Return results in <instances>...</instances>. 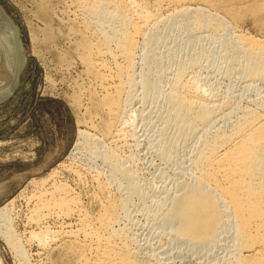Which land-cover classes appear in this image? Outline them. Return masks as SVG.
Here are the masks:
<instances>
[{"label": "rangeland", "instance_id": "rangeland-1", "mask_svg": "<svg viewBox=\"0 0 264 264\" xmlns=\"http://www.w3.org/2000/svg\"><path fill=\"white\" fill-rule=\"evenodd\" d=\"M186 2L204 7L201 13L206 20L218 11L226 22L194 28V18L186 9L171 12L175 2L163 0L160 16L146 24V37L138 35L136 64L130 71L136 84L128 97L122 94L128 99L121 115L126 120L112 118L116 127H122L121 135H103V124L111 114L101 104L102 98L116 81L114 60L121 57L111 40L112 52L102 54L107 65L99 69L103 76H98L85 65L83 41L96 45L101 37L98 24L109 30L115 19L96 21L76 0H0L7 30L13 28L16 34L0 60V207L9 204L23 250L22 256L12 252L0 233V264H94L107 256L109 264H117L119 258L113 254L109 259L106 251L110 241L115 250L131 247L139 264H199L202 259L200 264H230L232 229L225 228L215 249H191L173 234L164 217L173 197L198 174L195 159L200 139L210 132H228L244 108L264 112V69L261 76L250 79L242 51L234 43L237 33L264 39V25L252 13L251 0ZM153 3L149 0L150 7ZM168 29L167 36L158 37ZM19 42L24 57L19 56ZM145 58L155 60L148 67ZM19 62L22 67L15 74ZM145 70L157 85L143 98L140 77ZM175 78L199 84L202 98L215 110L205 132L201 121L191 120V127L172 117L164 95ZM226 108H233V113L221 117ZM79 129L101 143L95 147L96 140L80 141ZM92 147L94 155L88 152ZM110 153L133 174L140 191L130 190L127 179L104 161ZM57 181L68 188L77 207L66 216H58L57 208H52L46 220L51 230L48 244L38 245L29 238V232L38 229L27 219L32 206L27 199L40 185L49 188ZM116 199L126 205L124 211L115 208L112 228H107L99 221L108 214V203Z\"/></svg>", "mask_w": 264, "mask_h": 264}, {"label": "bare ground", "instance_id": "bare-ground-1", "mask_svg": "<svg viewBox=\"0 0 264 264\" xmlns=\"http://www.w3.org/2000/svg\"><path fill=\"white\" fill-rule=\"evenodd\" d=\"M76 1L82 7L81 10L84 9L96 21L103 18L107 20L115 19L116 25L111 26L109 30H106L104 23L98 24L99 27L96 29L97 32L101 33V37L97 40L96 45H93L89 39L83 41V59L86 61L85 65L87 64L89 68L93 69L98 76H103V73L99 69L104 68L107 64L102 58V54L112 52L110 41H114L121 58L120 60L117 58L114 60L113 73L116 81L111 85V91H107L102 98L101 104L106 106L108 112L111 114V118L109 117L110 119L103 124L102 134L116 133V135H121L120 130L122 127H116L112 118H120L121 123H124L126 120L121 115L126 109L125 106L128 99H124L122 94H127L128 97L131 87L136 84L133 77L134 72L132 74L130 71L132 66L136 64V62L134 63V55L139 45L138 35L142 34V36L146 37L148 31L146 24L160 16L159 8L163 0H154L153 7H150L149 0ZM167 1L175 2L171 12H180L186 9L187 14L189 13V15H192L190 17L194 18V28H202L203 26H207V23L216 22L218 23H216V26H220L226 22L218 11L211 12L212 14L206 20L207 16L201 13V10L204 8L202 6L191 7L186 0ZM249 6L255 18L264 25V0H251ZM176 14L175 16H178V13ZM201 15L205 18H203L204 21L201 20ZM3 17L4 15L0 10V60L6 56L5 51L16 35L13 28V30H7L9 25ZM170 31L171 29L165 30L158 37L163 38ZM191 34L192 36L195 35L193 32ZM235 42V46H238V49L242 51L241 55H243V60L245 61L244 69L250 79L261 76L264 69V39L237 33L235 35ZM154 60L155 58H145L144 62L149 67L150 63ZM183 71L181 69L180 72ZM148 73L145 70L140 77V88L142 89L143 98L148 97L149 92H151L150 89H154L157 85L156 80L150 78ZM175 73L177 74V72ZM177 78H175V81L173 79V85L171 84L170 90L164 95L171 104L172 117L178 118L185 123L187 122L189 125L191 120L201 121L202 127L203 125L205 126L202 128L203 131L208 130L207 127L215 117V114H213L215 110L202 98L204 93L200 94L199 89L201 88L198 86L199 84L193 80L187 83L185 81V83H180V81L178 82L179 78ZM204 97L206 96L204 95ZM214 105L218 106L215 103ZM232 110L233 108L223 109L221 117H226ZM237 115L228 132L216 131L212 134L210 132V135L204 140L199 138L200 144L196 151L195 159L198 174L194 181L185 183L182 191L173 197L171 207L165 213L164 222L171 227L170 229L173 231V234L191 249L193 247L196 248V246H204V248L206 246L207 249L214 247L215 249V246L219 245V241L222 240V233L228 227L234 231L233 236H231L232 243L230 242L232 244L229 254L230 264H264V112L262 113L255 108L247 107ZM190 126L192 127V125ZM77 136L85 144L96 140L93 142L95 147L98 143H101L98 138L93 139L95 135L87 131L79 129ZM88 152L93 155L96 153L94 147L89 149ZM110 154L104 155V161H109L114 169L127 179V187L130 190L140 191L133 174L122 166L123 163L117 157H114L112 153ZM59 182L50 183L52 186L50 185L49 188L40 185V188L27 199L28 203L32 205L27 219L30 221V224L34 223L36 229H38L37 231H28L30 233L29 238L32 241H36L38 245L45 246L48 244L51 230L46 223L53 213L52 208H57V215L63 214V216H66V214L69 215V212L74 209L73 206H76L77 202L74 197L70 196L68 188ZM8 205L0 207V233L8 243V246L12 248V252L22 256L23 250L20 247V242L22 241L18 238L20 234H15L14 223L12 222L13 218L10 216L11 213L9 214L11 208L8 209ZM125 205V201L120 199L108 203L109 210H107L109 212L101 217V221L99 222L107 228H112V222L117 212L115 208L120 206L121 211H124ZM108 236L110 237V235ZM109 243L106 244L109 259L114 254L113 258H119L117 264H139L138 260L134 258V251L131 247L124 245L119 250H115V247H112ZM107 258L96 259L94 264H109ZM202 260H200V263H202Z\"/></svg>", "mask_w": 264, "mask_h": 264}, {"label": "water", "instance_id": "water-1", "mask_svg": "<svg viewBox=\"0 0 264 264\" xmlns=\"http://www.w3.org/2000/svg\"><path fill=\"white\" fill-rule=\"evenodd\" d=\"M18 47H19V52H20V57L22 56V57H24V51H23V46H22V44L19 42V44H18ZM21 67H22V63L21 62H19L18 63V65H17V67H16V69H15V74H17L18 72H19V70L21 69Z\"/></svg>", "mask_w": 264, "mask_h": 264}]
</instances>
